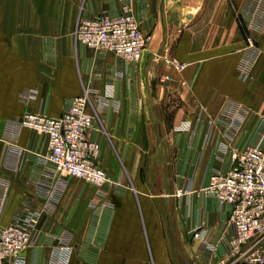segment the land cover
I'll return each mask as SVG.
<instances>
[{"label": "crops", "instance_id": "obj_1", "mask_svg": "<svg viewBox=\"0 0 264 264\" xmlns=\"http://www.w3.org/2000/svg\"><path fill=\"white\" fill-rule=\"evenodd\" d=\"M124 8L150 36L136 64L74 40L79 19ZM84 89L102 187L53 174L18 123ZM261 137L264 0H0V227L38 213L25 264H239L230 207L201 189Z\"/></svg>", "mask_w": 264, "mask_h": 264}, {"label": "built area", "instance_id": "obj_2", "mask_svg": "<svg viewBox=\"0 0 264 264\" xmlns=\"http://www.w3.org/2000/svg\"><path fill=\"white\" fill-rule=\"evenodd\" d=\"M74 40L87 48L106 50L123 61L136 64L149 42L137 18L124 8L116 15L101 14L79 19L73 32ZM249 44L251 37L246 38ZM169 67L182 69L184 63L164 57ZM239 76L248 77L245 71ZM89 91L71 99L59 116L41 111L23 113L18 123L47 142L44 160L53 174L69 175L99 187L110 182L106 170L97 163L100 147L90 138L96 118L89 108ZM201 191L230 207L228 222L234 233L227 257L231 263L264 264V146L262 137L255 143L233 148L230 165L225 171H211ZM1 213V206H0ZM38 213L27 211L0 227V264H25L22 252L32 245ZM195 237H201L198 231ZM219 264H225L220 260Z\"/></svg>", "mask_w": 264, "mask_h": 264}, {"label": "rangeland", "instance_id": "obj_3", "mask_svg": "<svg viewBox=\"0 0 264 264\" xmlns=\"http://www.w3.org/2000/svg\"><path fill=\"white\" fill-rule=\"evenodd\" d=\"M78 22V21H77ZM77 24V23H76ZM76 24H75V26H74V29H75V27H76ZM73 32H74V30H73ZM73 38H74V35H73ZM247 38V37H246Z\"/></svg>", "mask_w": 264, "mask_h": 264}]
</instances>
